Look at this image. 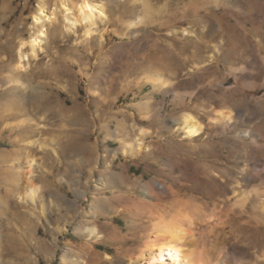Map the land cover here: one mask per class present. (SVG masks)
<instances>
[{"label": "rangeland", "instance_id": "rangeland-1", "mask_svg": "<svg viewBox=\"0 0 264 264\" xmlns=\"http://www.w3.org/2000/svg\"><path fill=\"white\" fill-rule=\"evenodd\" d=\"M91 1L107 14L92 37L54 24L18 70L38 2L0 0V264H151L159 217L179 210L196 222L184 248L264 264V0ZM218 111L239 123L217 125ZM187 114L204 125L194 139L179 129ZM28 156L35 204L19 199ZM238 185L254 198L228 213Z\"/></svg>", "mask_w": 264, "mask_h": 264}, {"label": "bare ground", "instance_id": "bare-ground-1", "mask_svg": "<svg viewBox=\"0 0 264 264\" xmlns=\"http://www.w3.org/2000/svg\"><path fill=\"white\" fill-rule=\"evenodd\" d=\"M37 2V7L31 14L32 22L27 29L26 35L19 36V39L17 40L16 53L18 70H24L26 68L27 62L37 57V53L39 52V50L43 49L42 45L45 43V41H47L49 28L54 24L62 25L63 29H65V34L68 35L73 34L78 27H81L84 30V35L88 38L92 37L93 33L97 31L95 29L97 28L98 23L100 21L104 22L107 19V14L103 4L96 1L55 0V6L52 10H49L47 0H37ZM137 3V0H133V4ZM142 4L147 9V4L145 2H143ZM246 14L249 16H253V12L251 9L248 10ZM144 20L145 17H139L136 21L131 20L132 22L130 21L128 26L130 28H134L138 24L144 23ZM151 81L152 83H157V85L159 84V86L167 85V80L165 81L162 76ZM18 84L22 85V82L19 81ZM236 113L240 114L237 110ZM234 114L235 112L233 113V111H229L228 113L218 111L216 117L214 118V122L221 127L225 125H232V121L237 124L239 123V118L234 117ZM241 123L242 122H240V124ZM179 129L183 131L186 138L194 139L203 133L204 125L193 114H187L184 116ZM246 135L244 134L243 137L246 138ZM258 139V137L257 139H252L253 143L256 146L257 144H259ZM262 142L260 148L264 149V145H262L264 143ZM135 143L137 148L136 152H140V150L143 149L141 140L136 139ZM132 150V144L126 142L125 147L123 148V152L127 154L129 152H132ZM35 161L36 160L34 158L28 156V170L26 172L25 178V191L19 196V199L24 203L35 204L37 201H41V199L43 198V193L40 192L42 188L34 181L33 178ZM238 188H240L239 185L232 192L234 198L233 200L235 201L233 202V206L231 210L228 211V213H235L236 211H239L240 213H247L248 207L252 199L254 198L252 192H239ZM148 192L151 194L155 193L150 186H148ZM256 196L260 197V195L257 193ZM183 205L186 210L191 208V205L189 203H184ZM261 210L262 212H264V206H261ZM159 220L160 221L155 225V227L156 229H164L165 242L160 245H156L154 243V245L151 247V254H153L151 255L150 260L151 264H225L223 262L224 257H222L215 263L211 257L212 255L210 256V251L208 249L202 248L201 250H199L195 247H193V249H186L182 246L185 244L184 241L187 237V223L190 226H194L196 223L189 213H185V211L179 210L178 214H176L175 217H172L171 220L164 222L162 217H159ZM60 231L64 232L63 228L60 229ZM85 231L91 239H102L104 237L97 226H87ZM130 264H140V261L132 260Z\"/></svg>", "mask_w": 264, "mask_h": 264}]
</instances>
